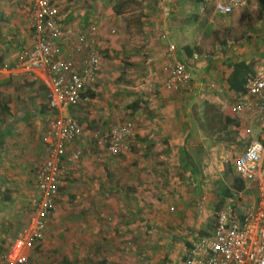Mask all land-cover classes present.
I'll use <instances>...</instances> for the list:
<instances>
[{
	"label": "crops",
	"instance_id": "0c3cea01",
	"mask_svg": "<svg viewBox=\"0 0 264 264\" xmlns=\"http://www.w3.org/2000/svg\"><path fill=\"white\" fill-rule=\"evenodd\" d=\"M54 1L59 8L60 22L63 26L82 30L81 28H85V25H94V28H90L88 31L97 38L99 45L104 44L105 32L102 31L103 25L107 26L112 24V21L119 22L120 20L121 15H116L113 12L114 1L111 0ZM164 5L167 7V11L163 8ZM28 7V0H0V134L5 135V138L7 137L6 139H1V142L7 145L1 153L11 152L5 157L0 154V159L1 161L3 159L11 160L13 162L12 166L15 168L23 166L25 170L30 166L28 160L32 159L29 154L33 156L35 155L34 151H39V147L37 149L33 146L31 147V143H34L33 135L36 138L42 135L45 128L44 124L52 113L47 107L48 90L43 80L41 78L32 80L25 73L14 68L18 51L29 42ZM143 8H147L145 14L148 15L147 24L150 27V30H147L146 27L147 34L152 33V38L159 43L157 45L162 47L158 50V48L153 47L154 44H151L147 51L149 60L142 64L139 63L140 65L138 62L135 63L136 66H139L142 70L144 69L145 74L150 76V79L145 80L143 78L145 82L152 80L155 83H152V85L159 88L160 91L158 98L152 99L151 102V108L154 112L150 114L151 121H145L138 115L140 113L138 111L137 120H139V123H137V127L135 126V131L140 138H135L132 142V145H136L137 148H133V151L129 153L130 155L124 153L125 155L110 156L106 154L102 147L94 144L93 137L103 134L104 124H108L104 123L105 119L101 117L103 115L94 117L96 125L95 128L93 127L94 129L84 128L86 119L81 118L83 123V125L81 124L83 127L81 140L77 145L72 144L68 147L66 155L75 146L80 145L89 148L90 151L85 152L76 162L69 161L66 157L63 158V183L57 198V208L54 210L52 217L56 216L57 220L62 218L65 215L63 213L64 204L70 200L91 201L93 209L94 206L101 208L103 202H105V214L108 216L105 225L99 220L97 225L96 219L92 215V226L87 227L85 223H81L79 225L81 232L98 231L102 234L104 228L106 233L108 231L118 232L120 235H124L126 231H154L157 233L156 237L160 239L163 233L184 234L186 231V229L184 230L185 226H187L186 228H193L191 224L196 222L195 218L192 219V217H195L194 214H200L199 212L204 210L203 215L208 220L207 224L204 227L202 226L204 230L202 233L206 234L213 226L214 216L212 215L214 210L222 204L221 208H225L226 204H234L235 213L241 215L246 208L253 207L256 203L254 201L248 207H244L243 205L248 202L240 201L238 205L236 202H230L233 197H224L223 189L226 187L223 186L222 189L219 187V179H229L227 188H230L234 198L237 196L235 199L242 197L247 199L245 198L246 195L250 198L256 196L257 199V186L253 181L243 180L246 181L245 188L237 191L231 187L232 177H238L234 168L233 173L229 170L230 176L227 177L225 170L214 168L210 164L213 162H208L207 157L217 146L209 142V138L206 137L204 131L196 123L194 111L191 112L189 108V113L187 107L194 106L197 107L195 109L199 110L201 106L213 103L224 112V116H229L239 121L238 127L234 125L228 126L229 129L238 131L242 130L241 127L243 126H252L255 111L253 109H247L240 113L232 111L233 103L239 93L230 90L229 83H232L236 73L233 70V64L228 66L221 60L222 57L219 55L223 47L220 45H218L219 49L217 48L211 52L201 51L187 45L194 48V51L205 53L210 57L205 60L194 61L191 64L190 70L193 80L188 90L175 91L164 88L162 86V81L166 75L163 57L164 47H166L168 42H173L177 46L180 57H184L182 47L186 43L181 46L177 45L178 43L172 30L168 28V25L173 23L172 19L169 18V14L170 16L172 15L171 0H154L146 3L145 6L143 5ZM175 26L173 23L172 27ZM161 43L163 46H160ZM247 56L251 59L259 57L257 52L249 53ZM104 60L103 58L96 81L99 90L102 88L101 84L107 81L109 77V69L113 67L111 63L103 62ZM242 60L248 63L247 60ZM261 69L264 71V65L255 67L253 70ZM145 86L147 87L148 85ZM89 100H91L90 96L83 100L81 104L86 105ZM183 105H188L186 106V111L182 108ZM184 111L186 112L185 114ZM203 115H205V111ZM112 116V118H109L110 122H113L116 118L118 120L122 114L112 113ZM144 122H148L147 125H144ZM10 136H14L15 139L10 141L8 138ZM17 136L20 138L18 139V146L14 149L11 146V142H15ZM161 138L166 142L162 143L160 141ZM243 138L245 141L246 137L244 136ZM23 143L26 144L24 147H22ZM22 148H24L22 150L23 154L16 155L15 153L21 152ZM7 161L2 162L5 165V171L8 170ZM25 164L26 168H24ZM10 170L12 171L8 170L9 175H6L8 178L6 183L10 184L13 182L14 184L20 182L18 186L25 188L28 184H25L24 179H21L23 176H17L18 171L15 172L14 169ZM11 174L13 178L10 177ZM3 177L5 176L3 175L0 178V184L3 183ZM13 179H18V181ZM146 186L151 189L149 192L146 191ZM243 192L245 193L243 194ZM117 197L122 199L119 205L118 200H116ZM145 198L154 201L152 208L148 209L146 207L142 201ZM202 199H207L205 207L202 206ZM197 204L198 207H202L198 208ZM169 206L171 210L175 207L176 213H170ZM192 212L193 216L190 217L189 213L191 214ZM123 215H126L127 218L123 217ZM110 219L112 222H110ZM118 223L121 226L120 230L116 228ZM199 224H201V220H197L195 225ZM84 227L85 229H83ZM47 232L49 231L47 230ZM92 232L91 236L94 238L95 236ZM48 236L42 233L45 247H50L51 244H61L51 243L52 241L48 240ZM100 236L95 239L97 240L96 244L94 239H92L94 243H91V247H95L98 253H101L98 249L105 245L104 241L101 244H97ZM109 238L107 240L110 243L106 247L113 248L111 237L109 236ZM194 238L186 241L185 245L178 247L180 249L181 247L186 248L185 252H187ZM78 239V242H82L83 245V237H78ZM170 245L173 246L172 241L170 244L166 243L165 248L171 247ZM29 255L36 257L34 250H29ZM118 256V253L109 251L101 259H94L89 262L88 260L84 261L81 257H75L73 264H125L127 259L130 258L126 255H121L119 258ZM61 260L65 261L66 257H62Z\"/></svg>",
	"mask_w": 264,
	"mask_h": 264
},
{
	"label": "rangeland",
	"instance_id": "374dc122",
	"mask_svg": "<svg viewBox=\"0 0 264 264\" xmlns=\"http://www.w3.org/2000/svg\"><path fill=\"white\" fill-rule=\"evenodd\" d=\"M111 1H114V5L119 4L124 10V14L120 16L119 22L112 21V24L107 26L103 25L102 28V31L105 32L103 38L104 44H100L104 53L103 58L105 60L103 62H109L113 67L109 69V77L107 81L104 82L106 83L105 85L104 83L101 84L102 88H100V90L97 88L96 84L94 85L93 95H89L91 100L88 102L86 101V105L79 104L76 107H72L68 111V114L78 119L82 125L81 118H85L86 125L84 124L83 127L87 129H94L96 127L94 117L103 115L101 117H104V123L108 124H104L102 136L105 135L111 126L124 121H130L134 128V135L130 141V150L127 152L129 154L133 151V148H137L136 145H132V142L135 138H140L135 131L136 125L139 123V120H137L138 115L145 121H151L150 114L154 113L151 108V102L152 99L158 98L160 92L158 91L157 94L154 95L152 91L148 90L145 85L154 87L152 85L154 82L152 80L145 82L146 79H150V76L145 74L144 69L142 70V68L136 66L135 63L138 62V64H142L149 60L147 51L151 44H154L153 47L158 48V50L162 47H159L157 45L159 43L152 38V33H150V36L146 31V27L147 30H150V27L147 24L148 15L145 14L147 8H143V5L145 6L146 3L154 0ZM171 7L172 15L170 16L169 14V18L172 19V22L176 26L172 27L173 23H170L168 28L172 30L175 40L178 43L177 45L181 46L186 43V45L195 47L201 51L210 52L215 51L217 48L219 49L218 45H220L223 48H221L219 56L222 57L221 60L223 63L228 66L242 59L247 60L253 69L264 65V0H250L242 11L227 16L215 13L210 7L204 5L201 0H171ZM125 19H127V22ZM93 26L92 24L89 26L85 25V28L83 27L81 29L88 31V29L94 28ZM112 30L115 32H111ZM160 46H163L162 43ZM253 52H257L259 57L251 59L247 56L249 53ZM186 106L188 105L182 106L185 111ZM189 108L191 112L194 111L196 123L200 128L203 127V131L206 137L209 138V142L217 146L207 157L208 162H213L214 164H210L213 165L214 168L225 170L227 177L230 176L228 172L230 170L231 173H233V160L235 156L244 149L246 140L244 141L243 134L238 130L229 129L228 127L224 129L225 127L223 126L222 120L224 112L213 103L205 104L203 107L201 106L199 110L195 109L197 107L194 106H188L187 110ZM138 111H140V113L137 115ZM185 111L184 114L186 113ZM190 111L188 110L189 113ZM204 111L205 115H203ZM112 113L117 115L122 114V116L118 120L116 118L113 122H110L109 118L113 117ZM215 113L220 114V118H214V123L209 116H213ZM52 116L53 114L51 113L50 118L46 120L44 124L45 128ZM151 117H153V115H151ZM206 119H208L209 122H206ZM147 123L148 122H144L143 124L147 125ZM252 127H254V130L257 129L254 122L252 123ZM45 128L43 129L42 135H39L38 138L33 135L34 143H31V147L33 146L35 149L39 147V151H34L35 155L33 156L29 154L32 159L30 161L28 160L30 166L27 170L23 169V166L20 168L17 166V168H15L12 166L13 162L11 160L7 161L3 159L1 161L0 159V178L3 175L5 177L6 175L8 176V170L12 171L10 169H14L15 172L18 171L17 176H23L21 179H24L25 184H28L25 188H22V186H18L20 182L7 184L8 178H2L3 183L0 184V252L6 251L9 246L12 245L15 239L23 232L24 228L30 225L32 216L34 215L38 197V192L35 188V172L44 156L45 141L43 139V133ZM101 135L93 137L96 145L97 140L102 137ZM2 138L6 139L7 137L5 138V135L0 134V154H3L5 157L11 152L1 153L7 146L1 142ZM8 138L10 141L15 139L14 136ZM19 138L20 137L17 136L16 141L11 142V146H13L14 149L18 146ZM26 138H28V136H26ZM160 141L162 143L166 142L162 138ZM23 144L24 145L21 144L22 147L26 145L25 143ZM23 149L24 148L21 149V152L18 151L15 154L22 155ZM129 158H131V156H129ZM4 161H7L8 164V170L6 171L4 170L5 165L2 163ZM15 165H17V163H15ZM24 168H26V164ZM10 177L13 178V175L11 174ZM13 180L18 181V179ZM228 181L229 179H219V187L221 189L223 186L227 188ZM149 190L151 189L146 186V191L149 192ZM244 193L245 192H243V194ZM110 194H112V192H110ZM235 198L233 197L230 202H236L237 205L240 201L248 202L246 205H243L244 207H248L251 202L256 201V196L250 198L246 195L245 198L247 199H244V197L239 199ZM116 200H118V205L122 201L120 197H117ZM206 200L202 203L204 207ZM142 201L148 209L152 208V203L154 202L152 199L145 198ZM104 203L105 202H103L101 208L94 206V209L92 208L91 201L87 200H70L68 203H65L63 212L65 215L59 218V220L56 219V216H51L43 230L44 232H42L49 235L48 240L52 241L51 243L61 244H54L55 246L51 244L50 247H45L44 240L41 238L31 249L26 251V259L23 264H73L75 257H81L84 261L88 260L89 262L94 259H101L104 255L109 253V251L116 254L118 253V258L121 255L130 257L125 264H185L186 248L181 247L180 249L178 246H183L186 241H190V239L200 235L204 231L203 227L207 224L208 220V218L203 215L204 210H202V212L198 211L202 215L195 213V217H192L193 212L191 214L189 213V216L192 217V219L195 218L196 221L191 224L193 228H186L187 226H185V233H179V235H176V233L172 234L171 232L167 234L163 233L160 239L156 237L157 233L154 231H126L124 235H120L118 232L113 233L108 231L106 233L104 228L102 234L98 231H91L92 234L94 233V238H92L90 231L81 232L79 230V225L81 223H85L87 227L92 226V215L96 219L97 225L98 220L105 225L108 216L105 214L106 209ZM227 205L228 204H226V206ZM230 205L234 207V204L230 203ZM222 206L223 204L219 208H216L212 216H214V213ZM168 208L170 213H176L175 207L172 210L170 206ZM110 209L112 210L111 206ZM123 217L127 218L126 215H123ZM197 220H201V224L196 226ZM110 222H112L111 219ZM116 228L120 230L121 226L119 223L116 225ZM83 229H85V227ZM47 230L49 232H47ZM98 236L101 238L104 237L103 240L99 237L97 242V244H101L104 241L105 245L98 249L101 253H98L95 247H91V243H94V241L96 244L97 240L95 239ZM109 236L113 242V248L106 247V245L109 246L110 243L107 240V238L110 239ZM78 237H83V245L82 242H78ZM92 239H94V241ZM171 241L173 246L170 245L171 247L165 248L166 243L170 244ZM29 250L35 251L36 259L29 255ZM62 257H66V262L61 260Z\"/></svg>",
	"mask_w": 264,
	"mask_h": 264
},
{
	"label": "built area",
	"instance_id": "2783aa9c",
	"mask_svg": "<svg viewBox=\"0 0 264 264\" xmlns=\"http://www.w3.org/2000/svg\"><path fill=\"white\" fill-rule=\"evenodd\" d=\"M250 0H202L214 12L232 14L245 8ZM29 42L18 51L14 68L32 80L41 78L47 86V107L53 113L43 139L44 156L35 172L38 192L31 223L6 251L0 252V264H23L27 250L39 242L48 220L56 209L63 183L64 157L76 162L89 148L68 147L81 140L83 127L68 114L82 103L83 94L93 88L104 57L97 38L90 31L75 30L60 22L59 8L54 0H28ZM167 11V7H163ZM164 33V32H163ZM92 34V35H91ZM163 37V35H161ZM166 77L162 86L169 90L186 91L193 80L189 66L209 55L193 52L178 57L176 44L168 42L163 52ZM213 86V85H212ZM154 95L159 88L147 86ZM253 109L257 126L246 125L240 132L246 137L244 149L235 156L233 168L243 180L257 186L253 207L241 215L228 204L214 213L213 226L196 236L185 255V264H264V71L255 70L244 84L232 106L234 113ZM130 121L117 123L97 140L107 155L116 156L130 150L134 135ZM204 199V198H203ZM202 199V200H203ZM204 201V200H203Z\"/></svg>",
	"mask_w": 264,
	"mask_h": 264
},
{
	"label": "trees",
	"instance_id": "16d2710c",
	"mask_svg": "<svg viewBox=\"0 0 264 264\" xmlns=\"http://www.w3.org/2000/svg\"><path fill=\"white\" fill-rule=\"evenodd\" d=\"M202 1V0H201ZM113 12L116 15H122L124 14V10L121 8V6L119 4H115L113 6ZM125 21L127 22V19H125ZM177 47V46H176ZM194 48H191L187 45L182 47V50L184 52V56H191L193 54V52H195L193 50ZM165 50V49H164ZM178 49H177V53H178ZM178 57H180V54L178 53ZM210 57V56H209ZM191 66H189L190 68ZM233 70L235 71V76L234 79L232 80V83H229V88L230 90L237 92V93H243L244 92V84L246 82V79L249 75H251L252 73H254V70L251 68V66L243 61V60H238L236 62L233 63ZM166 77V75H165ZM89 95H93V90L91 88H88L85 93L83 94V97H87ZM211 121L214 122V118H220V114L215 113L213 116L210 115L209 116ZM78 120V119H77ZM222 120H223V126L225 127L224 129H226L229 125H234V126H239V121L235 120V118L229 117V116H222ZM206 122H209L208 119H206ZM80 123V122H79ZM215 123V122H214ZM81 124V123H80ZM203 130V127L201 128ZM79 142V141H78ZM76 142L75 144L77 145ZM95 144V142H94ZM187 162V160H186ZM245 183L246 181H243V179H241L239 176H233L232 177V188L237 190V191H241L245 188ZM223 193H224V197L225 198H232L234 197V195L232 194L230 188H224L223 189ZM203 234V233H201ZM200 234V235H201Z\"/></svg>",
	"mask_w": 264,
	"mask_h": 264
}]
</instances>
